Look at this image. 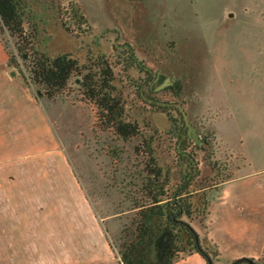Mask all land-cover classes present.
<instances>
[{
    "label": "rangeland",
    "instance_id": "obj_1",
    "mask_svg": "<svg viewBox=\"0 0 264 264\" xmlns=\"http://www.w3.org/2000/svg\"><path fill=\"white\" fill-rule=\"evenodd\" d=\"M26 1L40 51L70 53L80 64L110 59L125 119L152 143L167 194L188 187L195 213L185 219L215 263L264 264V96L249 94L264 89V0ZM8 45L13 71L27 73L16 40ZM80 80L41 101L121 262L134 200L146 199V158L135 151L143 140L101 126ZM157 244L168 248V233ZM140 254L158 264L155 246Z\"/></svg>",
    "mask_w": 264,
    "mask_h": 264
},
{
    "label": "crops",
    "instance_id": "obj_2",
    "mask_svg": "<svg viewBox=\"0 0 264 264\" xmlns=\"http://www.w3.org/2000/svg\"><path fill=\"white\" fill-rule=\"evenodd\" d=\"M12 73L0 41V264H120L47 109ZM173 264L207 262L194 251Z\"/></svg>",
    "mask_w": 264,
    "mask_h": 264
},
{
    "label": "trees",
    "instance_id": "obj_3",
    "mask_svg": "<svg viewBox=\"0 0 264 264\" xmlns=\"http://www.w3.org/2000/svg\"><path fill=\"white\" fill-rule=\"evenodd\" d=\"M29 10L26 0H0V41L3 43L9 58V64L18 65L16 56L9 50L8 39L16 40L18 55L27 67V73L19 74L35 88V96L42 103L43 98L53 99L69 84L72 77L80 78L82 94L94 102L98 108V122L103 127L113 128L124 140L133 137L142 138L143 148L138 143L135 151L143 152L146 177L142 186L143 202L135 198L136 217L132 226H125L127 242L124 245L120 264H149L146 253L157 241L161 233L171 235L170 245L161 264H173L181 253H199L207 264H216L215 256L208 248L203 247L198 231L185 219L195 213L187 186H182L172 196L167 194L168 175L164 174L154 155L152 143L142 137L141 127L137 122L125 119V105L122 95L117 93L113 84L114 66L105 55L89 59L87 64L70 53L51 57L36 47L38 29L26 27ZM8 37V39H7ZM188 235L182 238L181 233ZM190 247V250L187 249ZM189 250V251H188ZM125 255V256H124ZM230 264H257L254 258L242 257Z\"/></svg>",
    "mask_w": 264,
    "mask_h": 264
},
{
    "label": "water",
    "instance_id": "obj_4",
    "mask_svg": "<svg viewBox=\"0 0 264 264\" xmlns=\"http://www.w3.org/2000/svg\"><path fill=\"white\" fill-rule=\"evenodd\" d=\"M13 75H15L16 74V72L15 71H13V73H12ZM125 256V255H124Z\"/></svg>",
    "mask_w": 264,
    "mask_h": 264
}]
</instances>
